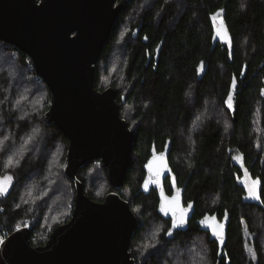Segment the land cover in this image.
<instances>
[{
    "label": "trees",
    "instance_id": "obj_1",
    "mask_svg": "<svg viewBox=\"0 0 264 264\" xmlns=\"http://www.w3.org/2000/svg\"><path fill=\"white\" fill-rule=\"evenodd\" d=\"M140 1L124 2L94 79L97 91L115 90L120 117L134 134L121 188L132 193L133 204L141 209L142 215L134 213L138 222L132 241L169 239L166 233L154 239L143 236L153 217L167 229L168 223L158 213L157 193L143 190L147 159L167 147L169 168L183 191V204L193 208L187 229L172 239L189 241L197 232L196 219L224 214L227 237L221 254L215 244L211 247L214 264H252L247 262L241 231L243 223L251 232L264 229V0H154L145 7ZM220 10L228 38L212 49L211 18ZM131 15L134 23L123 45L125 86L116 80L100 87V64L118 46L123 20ZM139 26L137 38H132ZM0 51V59L14 52L3 66L7 73H0V176L13 177L11 189L0 192V239L30 213L27 218L35 219L31 245L42 246L45 242L38 241V235L44 234V225L55 222L54 230L67 223L73 211L75 188L64 176L68 140L44 121L50 93L30 58L4 42ZM233 76L237 84L229 109L226 100ZM236 159L252 179L259 180V204L243 201L242 169ZM98 178L107 184L105 196L114 192L99 161L87 164L78 175L86 196L94 202L105 196L93 197L87 180ZM64 189L72 195L66 197ZM57 200L64 201L56 205ZM62 212L69 215L64 217ZM253 246L256 264H264L261 244L255 240ZM168 247L150 252L149 263L158 264L160 257L168 255Z\"/></svg>",
    "mask_w": 264,
    "mask_h": 264
},
{
    "label": "water",
    "instance_id": "obj_2",
    "mask_svg": "<svg viewBox=\"0 0 264 264\" xmlns=\"http://www.w3.org/2000/svg\"><path fill=\"white\" fill-rule=\"evenodd\" d=\"M117 1L0 0V42L27 55L49 89L44 121L68 140L64 176L75 188L68 222L56 227L46 243L37 247L30 242L31 226L13 231L0 241V264H135L129 248L138 220L117 193L124 183L134 134L120 117L115 90L94 88L96 66L124 2L130 0ZM214 15L217 26L213 28L212 49L228 38L224 11ZM140 26L132 38H137ZM218 29H223L222 34L218 35ZM97 161L114 190L101 202L86 196L78 179L84 166ZM168 167L167 159L159 157L151 173L160 175ZM159 198L160 206L166 205L163 214L177 212V224L188 220L181 194L168 197L161 191ZM206 228L211 234L215 229V236L222 238L226 225L213 216Z\"/></svg>",
    "mask_w": 264,
    "mask_h": 264
},
{
    "label": "rangeland",
    "instance_id": "obj_3",
    "mask_svg": "<svg viewBox=\"0 0 264 264\" xmlns=\"http://www.w3.org/2000/svg\"><path fill=\"white\" fill-rule=\"evenodd\" d=\"M152 1H154V0H142V1H140V3L143 2L141 5L143 7H145V6H149L152 3ZM133 23H134L133 22V15H131V16H129L123 20V23L121 25V28L119 30L118 37L116 40V42L118 43V46L114 45L112 47L111 52H110L108 58L106 59V61H103L102 64H100V69L103 72V74H101V77L98 80V84L100 87H104V86L108 87L109 84L114 83L116 80L118 81L120 86H123V87L125 86V78L122 75V70H123V66H124V65H122V62L125 58L124 57V51H123V45L126 42L127 35L129 33V30H130L131 26L133 25ZM0 53H1V51H0ZM8 53H9V55H7L6 57L4 56L2 59H0V69H1L0 73H7V71L5 70L6 68L3 66L8 65L7 59L9 60V56L10 57H11V55L14 56V54H12L14 52L9 51ZM123 91H126V89H123ZM227 108H229V107L227 106ZM128 111L131 112V114L133 113L131 108L128 109ZM196 122H198V120H196ZM236 160H237V164L242 169V176H241V179L239 180V183L243 186V188L245 190V196L243 197V201L249 202V203L259 204L260 199L250 197L249 191H248V188L250 186H252L254 182H258L256 184V189H257L256 194L259 197V191H260L259 180L252 179L250 177V175L248 174V172L243 168L241 161L239 159H236ZM90 172L94 175H97L96 169H94V168H91ZM6 177H10L11 179H6ZM12 181H13L12 175L6 174L5 176H0V188L4 189V191H2L1 193L6 194L11 189ZM87 183L89 185L87 190L90 192V194L93 197H95L97 199H102L105 196V192L108 190V187H107V184L105 182H103L102 179L98 178V179H95L94 181L91 179H88ZM144 183H145V181H144ZM150 183H152V182L150 181ZM147 186H149V184ZM64 187L67 188L68 190H71V188L66 184H64ZM143 188H144V184H143ZM117 193L120 194L122 199L127 201L129 205L133 204L132 199H131L132 193H130L129 190H126V191L121 190L120 192H117ZM64 195H66V197H69L72 195V193H70V192L68 193L64 189ZM63 201L57 200L56 205H60ZM68 201H69V203L67 205V207H68L67 210L69 212V209L71 208L70 205H72V203H71V200H68ZM28 204L31 207L32 204L31 203H28ZM130 209L133 213H135V215H139V216L142 215L140 213L141 212L140 207H135V205L133 204L130 207ZM68 212H66V213L62 212L61 214L64 217H67L69 215ZM26 215L28 216V215H30V213H26ZM27 216L23 220L18 222V224L14 228V231L19 229V228H22L24 226H27V225L28 226H31V224L33 225V222L35 219L34 218L28 219ZM150 220L151 221L148 222L147 225L145 226V231L143 233L144 237L154 239L155 237L158 238L162 233L167 232L166 227L162 223L157 221L154 217L151 218ZM55 224H56L55 222L45 224L44 225V227H45L44 228V230H45L44 234L38 235V241H42V242L46 243L48 238L46 239L45 237L47 234L49 237V235L53 231L52 228ZM241 233H242L243 248H244V252H245L247 262L252 263V264H256L257 255H256V251H255L253 244H254L255 240H257L259 242V244H261V247L264 251V229L260 232L259 231L251 232L246 228L245 223H243V229H242ZM3 234H5V233L3 232ZM168 234H169V232L167 233V235ZM6 236H8V235H6ZM154 241L155 242L145 241V243L143 242L140 245V243L136 244V242H137V240H136L134 247H136L138 252H149V253L152 252L153 253L155 250L163 249L164 247L169 245V247H170V248L168 247L169 248V252H168L169 260L166 264H214V261H213V263H211V260L209 259V257H211L210 248H209L208 244L205 241H203L200 236H193L189 241H186L184 243L182 241L181 243L168 244L164 241L157 242V239ZM147 244H149V245H147ZM142 245H144V246H142ZM152 248H154V249L152 250ZM140 256H143V255L140 254Z\"/></svg>",
    "mask_w": 264,
    "mask_h": 264
},
{
    "label": "flooded vegetation",
    "instance_id": "obj_4",
    "mask_svg": "<svg viewBox=\"0 0 264 264\" xmlns=\"http://www.w3.org/2000/svg\"><path fill=\"white\" fill-rule=\"evenodd\" d=\"M118 3H120L118 1ZM221 16V15H219ZM216 16L213 15L211 20H212V34H213V28L217 26L216 23ZM168 148H164L162 151L160 152H153L151 157H149L144 165V170L146 171V179L145 182L148 181L149 186H147V190L145 189V183H144V191L145 193H150V192H156L158 195V213L159 216L161 217L160 219H162L164 222H166L167 224V229H166V236L169 238L167 240H164V242L171 244V243H181V241H177L176 239H172L176 234L184 231L187 229L188 224L192 218V213H193V208L192 205H182V209L189 211V218L188 220L183 223V224H177V226L173 225V221H176V216H177V212H175V216L174 215H165L163 214V212L161 211V201L159 198L160 192L163 191L165 192V195L168 197H172L174 195H178L181 194L183 196V191L182 189H180L177 186L176 180L172 177L171 174V170L168 167V169L165 172H162L160 175H156L153 176L151 173V170L149 169V167H146L147 165H149V162H152V165L154 164V162L159 158V157H165L166 159L168 158ZM168 161V160H167ZM169 165V163H168ZM150 181L152 183H150ZM213 216H216V220L221 223V224H225L226 225V229L223 232V237L222 238H218L215 235L211 234V232L206 228V222L208 219L213 218ZM138 220V219H137ZM197 220V221H196ZM195 222V227L197 229V232L194 236H200L202 238L203 241H205L209 248H210V254L212 253V245L215 244L218 252H219V248L222 247L223 250V246L225 244V240L227 237V217L223 215H219L216 213H210V214H206L198 219H196ZM169 227V229H168ZM169 232V234L167 235V233ZM134 236V233H133ZM132 236V238H133ZM130 241V248H129V252L131 254V258L134 260L135 264H151L149 263V261L151 260V254H148L149 252H138L135 246V241ZM171 240V241H170ZM221 240L223 241V243H221ZM162 242V241H161ZM137 243H143V241L139 242L137 241ZM159 244V243H158ZM169 246V245H167ZM154 248H152L153 250ZM156 251V250H155ZM140 254H142L143 256H140ZM160 261L158 264H166L169 260V256L165 255L163 257L159 258ZM209 259L211 260V263H213L214 258L213 257H209Z\"/></svg>",
    "mask_w": 264,
    "mask_h": 264
},
{
    "label": "snow or ice",
    "instance_id": "obj_5",
    "mask_svg": "<svg viewBox=\"0 0 264 264\" xmlns=\"http://www.w3.org/2000/svg\"><path fill=\"white\" fill-rule=\"evenodd\" d=\"M221 11H222V10H221ZM222 32H223V29H218V35H219V34H222ZM240 75H241V76L244 75L243 69L241 70ZM236 84H237V78H236V76H233V78H232V85H231V89H230V93H229L228 99L226 100V104H227V106H228L229 108L232 107V103H231V101H232V92L235 90ZM261 91H262V94H264V89H262ZM146 167H149V169L151 170V168H152V162L150 161V162H149V165H147ZM6 179H11V178H10V177H6ZM257 183H258V182H254L253 185L250 186V187L248 188V191H249V195H250V197H252V198H256V199L259 198L258 195L256 194V192H257L256 184H257ZM147 185H148V181L145 182V189H146V190H147ZM2 191H4V189H3V188H0V192H2ZM165 209H166V205H165V204H162V205H161V211H165ZM173 215L175 216V212L173 213ZM173 225H174V226H177V222H176L175 220L173 221ZM213 234H214V235H218V233L216 232L215 229H213ZM221 243H223L222 240H221Z\"/></svg>",
    "mask_w": 264,
    "mask_h": 264
},
{
    "label": "built area",
    "instance_id": "obj_6",
    "mask_svg": "<svg viewBox=\"0 0 264 264\" xmlns=\"http://www.w3.org/2000/svg\"><path fill=\"white\" fill-rule=\"evenodd\" d=\"M3 238H4V237H3ZM3 238H2V239H3ZM2 239H0V241H1Z\"/></svg>",
    "mask_w": 264,
    "mask_h": 264
},
{
    "label": "bare ground",
    "instance_id": "obj_7",
    "mask_svg": "<svg viewBox=\"0 0 264 264\" xmlns=\"http://www.w3.org/2000/svg\"><path fill=\"white\" fill-rule=\"evenodd\" d=\"M219 15H222V14H219ZM115 25V24H114Z\"/></svg>",
    "mask_w": 264,
    "mask_h": 264
}]
</instances>
